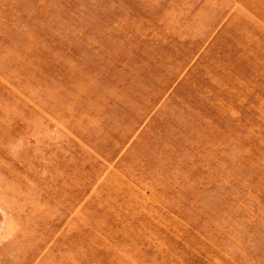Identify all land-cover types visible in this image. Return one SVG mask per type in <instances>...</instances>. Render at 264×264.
<instances>
[{"label":"rangeland","instance_id":"rangeland-1","mask_svg":"<svg viewBox=\"0 0 264 264\" xmlns=\"http://www.w3.org/2000/svg\"><path fill=\"white\" fill-rule=\"evenodd\" d=\"M0 264H264V0H0Z\"/></svg>","mask_w":264,"mask_h":264}]
</instances>
